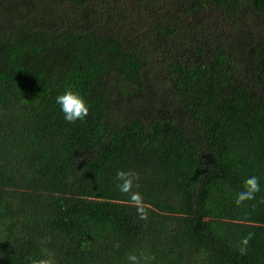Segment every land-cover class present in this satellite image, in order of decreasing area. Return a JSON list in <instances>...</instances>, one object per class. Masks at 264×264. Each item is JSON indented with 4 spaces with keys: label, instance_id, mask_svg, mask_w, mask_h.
<instances>
[{
    "label": "trees",
    "instance_id": "16d2710c",
    "mask_svg": "<svg viewBox=\"0 0 264 264\" xmlns=\"http://www.w3.org/2000/svg\"><path fill=\"white\" fill-rule=\"evenodd\" d=\"M245 3L261 24L264 0H0V264H264V43L184 22L235 25ZM161 60L201 146L172 120L109 121ZM67 89L83 121L55 102ZM117 170L138 174L139 206Z\"/></svg>",
    "mask_w": 264,
    "mask_h": 264
},
{
    "label": "rangeland",
    "instance_id": "374dc122",
    "mask_svg": "<svg viewBox=\"0 0 264 264\" xmlns=\"http://www.w3.org/2000/svg\"><path fill=\"white\" fill-rule=\"evenodd\" d=\"M244 8L240 9L238 13L237 23L231 25L228 19L218 13H213L211 9H207L206 14L203 13L199 15L198 19L193 20L190 18L187 20L184 18V22L188 24V32L192 33L194 31L200 32H210L215 36L218 35L221 38H227L230 43L232 39L236 37L239 32L245 31L248 40L253 42H263L264 43V15L260 17L261 24L258 23L252 14H248V10H251L248 4H244ZM14 9V8H13ZM4 11H0L2 14ZM204 15V16H203ZM15 18L18 17L14 14ZM0 29L2 28V23H7L5 18L0 15ZM8 24V23H7ZM190 24V25H189ZM195 29H193V27ZM185 39L181 44L184 46L191 41L189 37ZM204 40L211 44L214 48L217 46L213 40L207 39L205 35ZM216 38H218L216 36ZM220 42V41H219ZM214 45V46H213ZM212 49V48H211ZM159 63L162 64L161 72H157L152 80H145V89L139 92L132 89L130 94H124L121 91H115L111 96L112 103H110V110L108 111V118L111 124L119 123L128 118H138L143 124L147 123L153 119L160 120H172L175 126L179 127L181 130L188 132L189 136L196 141L197 145L201 146L202 141L196 136L195 129L196 124L193 120L188 117V114L182 108L184 99L181 98L169 84L166 76H170L171 71L164 66V62L161 60ZM153 75V73H152ZM162 82V83H159Z\"/></svg>",
    "mask_w": 264,
    "mask_h": 264
},
{
    "label": "clouds",
    "instance_id": "9594fccd",
    "mask_svg": "<svg viewBox=\"0 0 264 264\" xmlns=\"http://www.w3.org/2000/svg\"><path fill=\"white\" fill-rule=\"evenodd\" d=\"M55 102L60 106L64 119L69 123H74L76 120L83 121L88 115V106L84 99L71 89L65 90L55 98ZM117 188L122 193H129L131 201L134 205L139 206L142 203V197L138 192H133V188H138V174L134 171L117 170L116 177ZM260 191L259 180L256 176H251L243 181V190L237 193L234 203L241 205L247 200H254L256 193ZM264 202V201H262ZM140 218L147 219V213L143 209L140 211ZM251 239V234L243 239L244 245H247ZM241 254H244L246 249L240 248ZM128 259L134 264H139L135 255H129ZM40 264H47L46 261H41Z\"/></svg>",
    "mask_w": 264,
    "mask_h": 264
}]
</instances>
